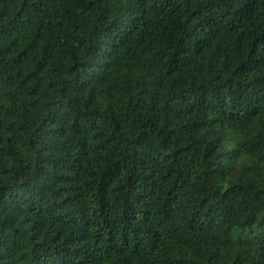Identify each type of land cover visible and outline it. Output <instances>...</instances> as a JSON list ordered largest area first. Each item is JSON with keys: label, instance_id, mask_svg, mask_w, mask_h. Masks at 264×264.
<instances>
[{"label": "trees", "instance_id": "obj_1", "mask_svg": "<svg viewBox=\"0 0 264 264\" xmlns=\"http://www.w3.org/2000/svg\"><path fill=\"white\" fill-rule=\"evenodd\" d=\"M0 264H264V0H0Z\"/></svg>", "mask_w": 264, "mask_h": 264}]
</instances>
